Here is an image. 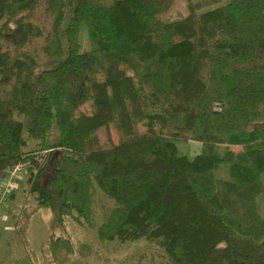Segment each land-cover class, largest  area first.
<instances>
[{
    "label": "trees",
    "instance_id": "obj_1",
    "mask_svg": "<svg viewBox=\"0 0 264 264\" xmlns=\"http://www.w3.org/2000/svg\"><path fill=\"white\" fill-rule=\"evenodd\" d=\"M176 1L0 0V178L24 164L39 206L81 228L95 227L99 190L116 204L103 244L145 238L167 264H264V0L189 1L162 21ZM108 111L122 137L102 148ZM183 140L200 154L180 155ZM30 141L57 160L43 188ZM222 165L233 181L214 175ZM73 247L50 244L57 263Z\"/></svg>",
    "mask_w": 264,
    "mask_h": 264
},
{
    "label": "rangeland",
    "instance_id": "obj_2",
    "mask_svg": "<svg viewBox=\"0 0 264 264\" xmlns=\"http://www.w3.org/2000/svg\"><path fill=\"white\" fill-rule=\"evenodd\" d=\"M200 0H177L171 9L160 16L162 21H177L188 15V2ZM228 0H224L226 4ZM213 8H210L211 10ZM83 50L94 47V42L84 26L81 32ZM79 112L90 115L93 112L92 99L85 102ZM109 125L96 133L102 148L117 144L122 137L116 119L108 111ZM156 131L158 127L155 126ZM137 131L142 134L146 128L138 124ZM179 153L193 159L201 152V144L193 141H178ZM230 156L242 164L250 165L245 153L240 147H228ZM30 154H37L42 158V164H48L47 171L39 181L44 187V182L54 176L57 160L47 162L48 153L40 151L36 142L30 141L24 149ZM22 171L18 177L17 189L11 194L12 199L6 201L0 208V264H167V259L162 248L153 241L139 239L133 242L120 243L112 241L102 243L98 236V228L102 225L109 212L116 206L115 202L99 190L96 191L94 202L95 227L81 228L70 219H65L60 224L58 213L39 206L37 196L31 193V186L27 184L28 174ZM214 175L221 180L233 181L229 176V167L220 166ZM264 182V175H262ZM2 181H0L1 184ZM258 210L264 218V194L257 199ZM65 238L73 244V253L69 261L66 249H61L57 254V263L50 250L52 238ZM86 247L82 249V247ZM87 249V250H86ZM89 249V251H88ZM65 261V260H64Z\"/></svg>",
    "mask_w": 264,
    "mask_h": 264
},
{
    "label": "built area",
    "instance_id": "obj_3",
    "mask_svg": "<svg viewBox=\"0 0 264 264\" xmlns=\"http://www.w3.org/2000/svg\"><path fill=\"white\" fill-rule=\"evenodd\" d=\"M25 165H18L9 171L2 179L0 184V208L6 203L11 194L17 189L18 177L25 170Z\"/></svg>",
    "mask_w": 264,
    "mask_h": 264
},
{
    "label": "crops",
    "instance_id": "obj_4",
    "mask_svg": "<svg viewBox=\"0 0 264 264\" xmlns=\"http://www.w3.org/2000/svg\"><path fill=\"white\" fill-rule=\"evenodd\" d=\"M0 181H1V178H0ZM12 198H13V196H10V198H9V199H12ZM9 199H8V200H9Z\"/></svg>",
    "mask_w": 264,
    "mask_h": 264
}]
</instances>
